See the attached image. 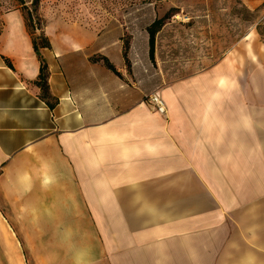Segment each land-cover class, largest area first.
<instances>
[{"label":"crops","instance_id":"crops-1","mask_svg":"<svg viewBox=\"0 0 264 264\" xmlns=\"http://www.w3.org/2000/svg\"><path fill=\"white\" fill-rule=\"evenodd\" d=\"M66 27L35 50L21 9L0 25V264H264L258 31L158 84L124 27Z\"/></svg>","mask_w":264,"mask_h":264},{"label":"rangeland","instance_id":"rangeland-1","mask_svg":"<svg viewBox=\"0 0 264 264\" xmlns=\"http://www.w3.org/2000/svg\"><path fill=\"white\" fill-rule=\"evenodd\" d=\"M33 1L0 0V25L10 12L21 9L25 20L30 13L28 29L42 45L38 32L46 26H122L125 56L140 59L138 67L158 84L209 68L255 29L264 40V6L250 10L240 0H40L36 8ZM160 18L164 25L151 57L147 28ZM127 68L139 71L130 61Z\"/></svg>","mask_w":264,"mask_h":264},{"label":"trees","instance_id":"trees-1","mask_svg":"<svg viewBox=\"0 0 264 264\" xmlns=\"http://www.w3.org/2000/svg\"><path fill=\"white\" fill-rule=\"evenodd\" d=\"M40 3V0H34L33 1V4L35 6V8L39 5ZM29 22H33L32 20V16L31 14L29 13V16L28 18H26V25L28 26L29 28ZM164 25V21H163V18H160V19H156L154 20V22L147 28L148 30V33H149V53H150V56L151 57H154V47H155V41H156V34L160 31L161 27ZM30 31V29H29ZM31 32V31H30ZM33 34V32H31ZM40 39L44 40V46L46 47H50V42L49 40L46 39V37L44 36V34H42L41 36H39ZM38 41L36 40L35 38V41H34V48L35 50H37L39 47H38ZM125 50H126V47H124V52L125 53ZM225 54V53H224ZM224 54L222 55V57L224 56ZM126 55V53H125ZM126 57V56H125ZM127 58V57H126ZM105 63L113 70L117 71V69H115V67H113L111 65V63L108 61L107 58L103 57ZM47 69V66L43 63L42 66H41V74H40V78L39 80L37 81L38 85L42 88V93H43V97L44 98H49V87H48V73L46 71Z\"/></svg>","mask_w":264,"mask_h":264},{"label":"built area","instance_id":"built-area-1","mask_svg":"<svg viewBox=\"0 0 264 264\" xmlns=\"http://www.w3.org/2000/svg\"><path fill=\"white\" fill-rule=\"evenodd\" d=\"M145 100L154 107V109L161 115L167 112L166 103L164 99L161 98L158 91H153L147 94Z\"/></svg>","mask_w":264,"mask_h":264}]
</instances>
